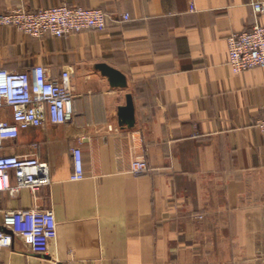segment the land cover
<instances>
[{"label": "crops", "instance_id": "obj_1", "mask_svg": "<svg viewBox=\"0 0 264 264\" xmlns=\"http://www.w3.org/2000/svg\"><path fill=\"white\" fill-rule=\"evenodd\" d=\"M258 2L264 0H0V13L68 5L130 15L63 38L0 25V67L41 64L52 78L69 69L75 96L74 125L47 121L0 149L46 162L51 177L36 194L0 192V224L5 210L34 207L53 210L58 221L47 255L16 236L0 251V264H209L210 257L264 256V203H242L247 193H264L257 126L264 70L234 73L227 42L264 24ZM100 63L122 72L127 87H112ZM128 94L132 127L118 116ZM75 148L85 170L77 181ZM137 159L147 171H133Z\"/></svg>", "mask_w": 264, "mask_h": 264}, {"label": "built area", "instance_id": "obj_2", "mask_svg": "<svg viewBox=\"0 0 264 264\" xmlns=\"http://www.w3.org/2000/svg\"><path fill=\"white\" fill-rule=\"evenodd\" d=\"M257 15L264 11V3H256ZM130 15L114 16L101 8L82 6H52L29 9L24 5L0 13V25L13 27L34 38L44 36L63 38L84 30H105L110 22L128 21ZM229 65L234 73L254 68L264 70V24L228 36ZM71 71L64 69L57 78L47 74L46 67L33 65L25 70L0 67V149L6 141L16 139L21 130L52 124L72 126L75 123L74 93ZM264 134V115L257 122ZM74 172L71 179L85 177L83 152L73 150ZM135 173L148 170L147 162H133ZM51 183L46 162L38 158L0 155V192L29 189L36 194ZM58 235V221L53 210L39 207L8 209L0 224V251L12 245L14 237H21L32 253L47 255Z\"/></svg>", "mask_w": 264, "mask_h": 264}, {"label": "water", "instance_id": "obj_3", "mask_svg": "<svg viewBox=\"0 0 264 264\" xmlns=\"http://www.w3.org/2000/svg\"><path fill=\"white\" fill-rule=\"evenodd\" d=\"M102 74L107 76L112 87L126 88L128 83L125 75L119 70L110 67L105 63L97 65ZM119 122L121 125L132 127L135 124V107L132 99V95H127V103L125 106L119 108Z\"/></svg>", "mask_w": 264, "mask_h": 264}, {"label": "rangeland", "instance_id": "obj_4", "mask_svg": "<svg viewBox=\"0 0 264 264\" xmlns=\"http://www.w3.org/2000/svg\"><path fill=\"white\" fill-rule=\"evenodd\" d=\"M249 197H251L248 201H243L242 203H264V193L262 192H251L247 193ZM237 256H230L225 255L224 257H210L209 264H247V263H256V264H263L264 263V256L258 255L253 257H243L241 256V260L238 259ZM224 259L222 263H219L220 260ZM252 261H250V260Z\"/></svg>", "mask_w": 264, "mask_h": 264}]
</instances>
